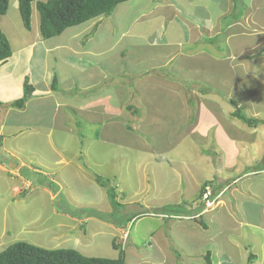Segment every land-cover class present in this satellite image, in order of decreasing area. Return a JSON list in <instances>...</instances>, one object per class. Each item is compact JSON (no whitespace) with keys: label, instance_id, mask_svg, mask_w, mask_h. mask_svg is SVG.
<instances>
[{"label":"rangeland","instance_id":"374dc122","mask_svg":"<svg viewBox=\"0 0 264 264\" xmlns=\"http://www.w3.org/2000/svg\"><path fill=\"white\" fill-rule=\"evenodd\" d=\"M139 1L141 0L136 2ZM181 1L185 8L195 12H199L201 8L205 11L211 5L210 0ZM146 2L149 4V1ZM220 2L221 6L216 7L222 12L225 9V3H222L224 0ZM232 4L227 18L221 21L225 26L234 21V23H241L247 9L257 8L251 0H233ZM126 5L130 6L131 3ZM35 10L36 3H33V11ZM32 17V29L27 31L20 18L18 0H10L8 13L0 17V29L10 40L14 51L23 43L40 38L39 14L35 12ZM124 18L114 20V23L117 22L119 26L127 23L128 18ZM90 24H92L91 21L70 28L65 34L48 42L47 45L50 46L51 42H67L72 45L70 50L75 48L79 52L84 49L81 45L86 44L87 46V42L91 39L79 30ZM104 26L110 28L102 22L97 37L89 41V44L94 41L95 44H91L92 47L108 46L109 43H116V39L121 37L118 33L112 35ZM237 28L239 26H236ZM75 32L78 33L77 39L73 40L70 36ZM222 38H217L219 43H222ZM136 40L141 41L140 38ZM225 41L226 39H223V43ZM55 54L57 62H60L61 56L64 58L68 50L58 51ZM113 59L114 56L111 55V61L105 59V64L111 67ZM49 62L54 63L53 57L49 58ZM138 75H125V87L128 90L131 89L132 94L136 92L133 90L135 84L142 78ZM255 82H260L264 86V79L255 80ZM191 84L199 90V83ZM38 87L45 88L46 86L44 83H39ZM261 88V86L254 88L251 94L253 99L256 98L257 91ZM117 90L107 87L101 91L109 93L112 91V94H115ZM96 92L97 89L81 94L78 91L77 96L71 102L81 106L82 102H86L87 96L93 99L92 95L99 91ZM119 92H123V89ZM236 94L240 97L242 92L236 91ZM215 97L219 100V96ZM220 97L225 100L222 94ZM190 99L196 106L195 98ZM211 100L213 101V98ZM223 102L226 103V101ZM231 102L236 104L233 100ZM48 103L51 104V102ZM255 104L258 106H253V108L258 107L259 110L256 111L260 116H252L246 108H242L241 112L257 119H264V100ZM208 106L214 108L212 102ZM223 107L226 108L225 105ZM130 108L136 110L141 117L143 116L144 108L141 106L132 104ZM8 110V115H4ZM33 111L35 112V109ZM49 114L52 115L51 112ZM58 114L57 111L56 114L53 113V116L59 118L70 116L75 128L76 139L80 140L79 142L72 141L75 136L73 137L70 133L66 136L67 132H65L66 135L60 137L48 136L47 131L39 126L32 131L25 132L29 128L24 123L21 126L6 129L4 141L0 137V252L16 242L23 241L49 250L72 248L87 257L117 259L124 251L126 264H207L205 255L209 250L212 251L211 264H247L251 253L257 255L253 264H264V225L262 226L264 218L261 221L263 227L261 228L257 215L254 213L257 209L261 211L262 205L257 206L252 202H245L244 206L240 204V209L234 206L232 202L238 200L234 191L242 190L239 179L226 180L223 183L226 195L219 197L215 203L208 204L209 209H206L207 213H204V218L209 224L206 230L199 224L201 216L196 215L190 221L182 216V218H168L155 214L156 210L161 207L157 209L153 206L161 205L163 202L155 203L152 197L162 200L169 190L170 192L175 190L176 185L186 194L182 196L183 198L178 196L181 202L183 201L182 205L185 203L187 209L192 211L199 205V192L204 184L213 186L214 183H219L221 185L220 176L232 177L231 174L223 172L222 165L219 169L217 168L220 151L213 143V137L210 139V144H206L207 137H205V142H202L203 144L191 137L184 141L183 145L166 154V159H159L158 162L152 155L136 154L133 151H129L122 159L120 149L115 144L109 146L108 143L103 145L102 142L97 141L98 147L108 152H101L105 155L102 158H96L93 148L88 149L85 148V144L81 145L82 136L85 135L87 140L92 141L96 131L87 114L78 109H66L65 114L61 115V111L60 115ZM197 114V107L192 108L193 125L198 117ZM10 115L12 113H10L9 106H1L0 125L3 118L5 121ZM30 119L40 122L37 120V115L33 113ZM44 119L47 120L48 116L45 115ZM18 120L23 121L21 117ZM126 124L128 125L129 122L126 121ZM242 124L240 129L244 131H239L241 136L239 149L245 152V155L243 161H240L239 171L246 173L248 168L253 167L254 164L251 162L259 155L256 153L264 151V126L259 125L253 128L243 122ZM195 128H197L195 125H189L187 131L194 135ZM14 132L18 134H11ZM71 137H73L71 142L67 143ZM113 137L117 136L114 134ZM61 146L67 147L69 151L63 152ZM75 156H81L80 159L86 164L83 162L79 164L81 160L79 162L68 161ZM21 163L26 165H21ZM247 164L249 166H246ZM218 171L223 173L218 175L216 174ZM96 175L101 176L110 184V187L116 190L117 200L125 210L135 215L142 213L126 228H119L108 218L112 213L116 214L115 217H120L121 211L113 209L107 190L96 182ZM239 175L235 174V177ZM216 177L219 178L218 181L213 180ZM195 180L199 182L198 185ZM245 180L244 185H249L261 198H264L263 173L256 176L251 174ZM49 183L53 185L49 186ZM239 195L240 197L247 196L244 193ZM187 200H189L188 203ZM164 204L166 203H163V207L166 206ZM117 209L122 210V208ZM98 214L100 216L104 214L106 218H100ZM177 228L182 230L178 231ZM241 239H246L244 244H247L250 249L240 244ZM114 240L116 247L113 245Z\"/></svg>","mask_w":264,"mask_h":264},{"label":"crops","instance_id":"0c3cea01","mask_svg":"<svg viewBox=\"0 0 264 264\" xmlns=\"http://www.w3.org/2000/svg\"><path fill=\"white\" fill-rule=\"evenodd\" d=\"M136 1L119 4L111 15L93 19L92 24L79 30L93 40L104 22L110 27L104 26V28L112 35L118 33L121 36L116 39V43L92 47L91 44L95 43L91 41L89 44L91 40L89 39L87 46L81 45L84 49L78 52L75 48L70 50L72 45L67 42H51L48 46L47 43L57 37L43 40L40 36L38 40L35 38V41L23 43L15 51L13 49L12 56L6 62L0 63V102L8 104L21 98L26 79L33 85L35 91L24 109H11L12 115L6 117L5 121L3 118L0 126L1 140H5L6 129L21 126L23 123L29 128L25 132L39 126L47 131L48 136L60 137L67 132L66 136L70 133L74 137L75 128L70 116L61 118L53 116L57 111L58 115L60 111L61 115L65 114L66 109H78L91 119L96 130L94 139L89 141L84 135L81 145L85 144V148L88 149L93 148L96 158L105 155L101 152H108L106 149H100L97 141L102 142L103 145L115 144L120 149L122 159L129 151H133L136 154L152 155L158 162L191 137L194 140L198 139L199 141H195L201 144L205 142V137H207L206 144H210V139L213 137V143L220 151L217 168L222 165L223 172L232 176L231 178L220 176L221 186L225 185L223 183L226 180L234 178L241 180L240 189L244 192L242 190L239 192L247 196L242 195L232 203L239 209L240 204L244 206L245 202H252L257 206L261 204V211L256 206L257 211L254 212L261 226L264 218V198H261L249 185H244L245 179L260 171L240 173V161H243L245 152L239 149L241 137L239 131L244 130L240 129V126H243L242 121L231 115L236 108L240 110L246 108L252 116H260L256 111L259 110L258 107L253 108V106H258L255 103L264 100V86L260 82H255L264 79V0H251L257 8L247 9L241 23L234 21L226 26L221 21L227 18L229 9L233 6L231 0L222 2L225 3L222 12L216 7L221 6L220 0H210L211 5L205 11L201 8L199 12L185 8L181 0ZM146 1H149V4ZM127 3L131 5L127 6ZM35 12L39 14L36 9L32 11V15ZM124 17L128 18L127 23L120 26L117 22L114 23V20L118 21ZM32 25L31 22V29ZM236 26L239 28L236 29ZM114 28L117 30H113ZM67 31L68 29L63 34ZM77 34V32L71 34L70 38L77 39ZM219 37H223L222 43L218 42ZM136 38H140L141 41ZM223 39H226L224 43ZM62 50H68V54L64 58L61 56L62 59L57 62L55 53ZM111 55L114 59L110 67L105 64V59L110 62ZM50 57H53L54 63L49 62ZM135 74H139L138 76L142 78L135 84L133 90L136 92L132 94L131 89L125 87V75ZM54 78L57 80L56 90L52 89ZM193 82L199 83V90L191 84ZM39 83H44L46 87H38ZM259 86L262 88L257 91L256 98L253 99L251 94L254 88ZM107 87L118 90L115 94H112V91L110 93L101 91ZM96 89L97 92L99 91L96 92L98 95L94 93L93 99L87 96L86 102H82L81 106L71 102L78 91L81 94ZM120 89H123V92H119ZM236 91L242 92L241 98L237 97ZM221 94L225 100L220 97ZM215 96H219V100ZM190 98H195L196 106L192 104ZM232 100L236 104H233ZM211 102L214 108L208 106ZM132 104L144 108L142 117L136 110L130 108ZM224 105L226 108L223 107ZM196 107L198 117L194 125L197 128L192 135L193 133L187 131V128L189 125L194 126L192 108ZM8 113L9 110L4 115ZM32 113L37 115V120L40 122L30 119ZM45 115L48 116L47 120L44 119ZM19 117L23 119L22 122L18 120ZM126 121L129 122L128 125ZM56 133L58 134L54 135ZM11 134L15 135L18 132ZM114 134L117 137L114 138ZM73 137L69 138L67 143L71 142ZM72 141L80 140L75 136ZM61 148L65 153L69 151L67 147L61 146ZM256 154L259 155L252 159L253 167L262 161L264 151ZM80 158L81 156H75L68 161L79 162ZM82 162L86 164L82 160L79 164ZM189 167L191 170V166ZM219 172L216 174L223 173ZM261 172L264 174V171ZM186 173L188 174L187 170ZM235 174L240 175L235 177ZM219 178L213 180L218 181ZM179 195L186 196L185 192L176 185L175 190L172 192L169 190L165 198L160 200L158 197H152V201L158 204H161L160 201L165 202L166 206L182 204ZM219 197L222 195L217 199ZM147 200L148 197L145 201ZM163 203L155 204L153 207L162 208ZM186 218L192 220V217ZM177 230L182 229L177 228ZM244 242L246 239H241L240 244L250 249Z\"/></svg>","mask_w":264,"mask_h":264},{"label":"trees","instance_id":"16d2710c","mask_svg":"<svg viewBox=\"0 0 264 264\" xmlns=\"http://www.w3.org/2000/svg\"><path fill=\"white\" fill-rule=\"evenodd\" d=\"M128 1L131 0H47L46 2H41L39 0H18V4L24 27L30 31L33 3H36V9L40 15V36L43 40H48L62 35L69 28L80 26L102 16H109L119 4ZM9 6L10 0H0V17L6 15ZM12 54L13 48L0 29V63L10 58ZM52 89H57L56 78L53 80ZM34 91L35 88L30 84L29 80L26 79L23 85V96L6 105L0 102V107L9 106V108L22 110L26 107V104L32 97ZM232 116L249 127L257 128L259 125L264 126V119H257L248 116L239 109H236ZM247 171H264V156L258 165L256 164V166L248 168ZM95 180L102 188L107 190L108 198H110L112 202L113 209L115 211H121L120 217H115V213L108 216V218H110L119 228H126L130 222L142 214L138 213L135 215L134 213L125 210L124 206L117 200L116 190L110 187V184L107 181H104L101 176L96 175ZM50 185L53 184L49 183V186ZM224 186L225 185L221 186L215 183L213 186L208 185L207 183L204 184L199 192V205L195 210H188L184 203L183 205L177 204L164 206L161 209L156 210L155 214L164 215L168 218H171L172 216L195 217L196 215H200L201 220L199 221V224L203 229H207L209 227L208 222L204 218V214H201L205 211L207 204L206 201H202V198L204 194L208 192L207 188L209 187L211 191L209 200L216 201L213 199L214 197H218L219 195H222L223 197L226 195ZM235 193L237 194V197H240L239 194L241 193L239 191ZM117 208H122V210H118ZM58 210L60 209L58 208ZM117 216H119V214H117ZM98 217L106 218V215L103 214L100 216L98 214ZM113 245L116 247L115 240L113 241ZM211 255V251H208L205 255L207 264H211ZM256 259L257 255L251 253L247 264H253ZM0 264H126V256L124 251H122L117 259L87 257L81 254L78 250L72 248L49 250L20 241L10 245L0 252Z\"/></svg>","mask_w":264,"mask_h":264},{"label":"clouds","instance_id":"9594fccd","mask_svg":"<svg viewBox=\"0 0 264 264\" xmlns=\"http://www.w3.org/2000/svg\"><path fill=\"white\" fill-rule=\"evenodd\" d=\"M6 61H7V60H6ZM6 61H4V62H6ZM4 62H1V63H4ZM19 99H20V98H19ZM16 100H17V99H16ZM13 101H15V100H13ZM11 102H12V101H11ZM11 109H14V108H10V110H11ZM18 110H19V109H18ZM261 173H262L261 171H260V172H255V173H253L252 175L256 176V175H260ZM229 189H230V188H229ZM207 190L210 191V188L208 187ZM206 193H207V192H206ZM206 193H205V194H206ZM205 194H204V195H205ZM209 198H210V197H209ZM213 199L216 200V199H217V196L214 197ZM202 201H205L204 196H203V198H202ZM212 202H215V201L213 200ZM206 209H207V210L209 209V207H208L207 205H206L205 210H206ZM204 213H206V212L204 211V212L201 213V214H204ZM155 216H156V215H155ZM157 216L163 217L164 215H157ZM199 216H200V215H199ZM199 216H198V217H199ZM174 217L182 218V217H185V216H182V217H181V216H172L171 218H174Z\"/></svg>","mask_w":264,"mask_h":264},{"label":"built area","instance_id":"2783aa9c","mask_svg":"<svg viewBox=\"0 0 264 264\" xmlns=\"http://www.w3.org/2000/svg\"><path fill=\"white\" fill-rule=\"evenodd\" d=\"M211 196V191H208L205 195H204V199H205V201H206V204H207V206H208V204H213L214 202H212L211 200H209L210 197Z\"/></svg>","mask_w":264,"mask_h":264},{"label":"bare ground","instance_id":"6f19581e","mask_svg":"<svg viewBox=\"0 0 264 264\" xmlns=\"http://www.w3.org/2000/svg\"><path fill=\"white\" fill-rule=\"evenodd\" d=\"M186 218V217H185ZM186 219H188V218H186Z\"/></svg>","mask_w":264,"mask_h":264}]
</instances>
